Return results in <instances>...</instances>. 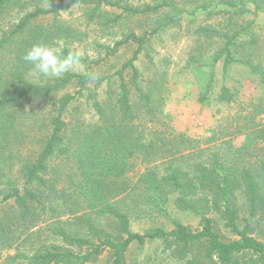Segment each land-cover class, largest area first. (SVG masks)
Segmentation results:
<instances>
[{
  "label": "trees",
  "instance_id": "obj_1",
  "mask_svg": "<svg viewBox=\"0 0 264 264\" xmlns=\"http://www.w3.org/2000/svg\"><path fill=\"white\" fill-rule=\"evenodd\" d=\"M58 1L0 0V15L9 10L24 12L19 22L3 31L0 38V193L3 194L0 209L13 202L18 213L13 218L20 223L34 215L35 209H45L39 198L40 189H44L61 201L65 213L81 215L82 227L77 232L61 224L52 227L44 241L46 244L25 251L15 248L17 254L9 256L8 261L12 260L11 264H89L106 254V264H126L131 246L161 241L164 251L172 253L183 264H264V242L252 233V224L257 218L260 217L264 226V158L254 157L259 152L253 147L255 145L232 151L233 144L228 141L223 144L226 145L222 146V151L211 152L212 148L199 146L192 149L194 140L175 132H172L173 136L160 137L158 130L149 126L152 118H146L147 115L154 116L152 95L139 90L140 73L136 63L150 39L178 25L179 15L184 10L169 0H157L155 5L145 8L123 4L125 0H65L63 4ZM218 2L233 9L246 3L255 5L257 10L264 6V0ZM78 5H92V17H98L102 24H116L124 14L154 15L162 9H169L170 14L149 34L132 33L114 47L106 48V56H111L126 43L133 42L138 46L116 74L120 93L114 107L95 100L93 108L98 125H85L84 129L76 125L73 133L72 122L66 121L69 110L92 78L93 66L101 65V61L82 58L81 63L87 66L88 73L66 74L41 85L28 80V72L33 66L23 57L34 44L54 45L58 39L75 37L76 34L69 30L55 26L48 29L35 22ZM103 7L119 9L123 14L105 20ZM234 13L242 15L239 10ZM253 23L224 34L225 46L214 57V63L223 59L225 73L234 63L245 64L264 84V55L254 63L250 54L237 58L232 50L237 38ZM69 51L63 49L65 55ZM127 72L131 74L132 86L126 79ZM72 82H76L81 90L78 95L66 94L47 124L38 114L25 112L26 106L51 99ZM132 88L137 91L141 103L137 109L131 101ZM233 99L234 95L223 87L220 100L231 103ZM259 108L260 114H264V102ZM144 118L147 121L139 131L136 126ZM33 131H40L39 139L29 133ZM252 134L257 141L264 140V127ZM35 141L40 147L33 152L29 144ZM61 157L69 167L66 175L55 170L53 177L47 180L45 177L51 172L52 162ZM137 159H142L145 170L137 182H131L128 175L136 173ZM13 167H17V179H14L15 173L12 175ZM135 189L140 191L138 196L144 200L143 206L148 207L146 212L154 208L161 215L175 196L177 208L201 217V229L193 230L175 223L172 230L158 227L145 234L134 232L132 209L125 210L118 204L130 207L135 199ZM239 197L245 203L248 217H241ZM103 219L114 222L116 234L101 228ZM217 222H222V229L236 238L231 239L220 232ZM38 234H29L27 243L38 240ZM18 237L13 234L9 220L0 221L1 249L6 241L10 243L7 247L16 244Z\"/></svg>",
  "mask_w": 264,
  "mask_h": 264
},
{
  "label": "rangeland",
  "instance_id": "obj_2",
  "mask_svg": "<svg viewBox=\"0 0 264 264\" xmlns=\"http://www.w3.org/2000/svg\"><path fill=\"white\" fill-rule=\"evenodd\" d=\"M169 1L175 2L180 9L184 10L179 15L178 25H173L152 37L136 63L140 73L138 88L141 92H149L152 95L154 116L157 117L155 119L152 114L145 113L148 116H146L147 120L152 118L149 126L158 130L160 137H170L173 136L172 132H175L194 140L192 149L194 146H199L202 149L212 148L211 152L222 151V146L226 145L223 144L228 141L233 144L232 151L255 145L253 147L259 152L254 157L263 159L264 140L257 141L252 132L264 127V114H260L259 108L260 103L264 102V84L258 76L251 73L248 66L242 63L232 64L225 73L224 60L214 63V57L225 46L224 34L233 33L232 31L240 30L254 22L237 38L232 50L237 58L250 54L252 62L259 61V57L264 55V6L261 10H257L255 5L246 3L233 9L218 0ZM261 1L258 0V2ZM156 2L157 0H125L123 4L127 3L134 8H145L155 5ZM63 3L65 0L58 1V4ZM92 9V5H78L66 12L45 16L35 22L36 25L48 29H53L55 26L57 29L63 28L76 34L75 37L56 40L54 45L62 46L63 49L70 51L80 50L83 53L82 58L89 61H101V65L93 66L94 74L84 86L83 94L78 95L81 88L76 82H72L51 99L30 104L25 108V112L32 115L38 114L47 124L49 117L66 94L78 95V100L73 103L66 118L67 122H72L73 133L79 126L84 129L85 125L87 127L98 125V116L93 108L95 100L108 107H114L120 93L116 74L132 57L138 46L133 42L126 43L111 56H106V48L114 47L116 43L123 41L132 33L138 36L149 34L170 14L169 9H162L154 15H122L123 12L119 9L103 7L101 10L105 13V20L114 19L120 15L122 17L116 24L111 22L102 24L98 17H92ZM235 10L241 11L242 15L235 14ZM23 14L24 12L9 10L0 15V38L2 32L16 25ZM1 52L0 48V59ZM32 70L33 67L28 72V80L41 85L54 82L66 74L88 73V68L83 63L78 70L70 71L58 78L43 76L36 78L30 75ZM129 73H126L128 82L131 79ZM129 84L132 86L131 82ZM223 87L228 88L234 95L231 103L220 100ZM131 101L136 105V109L140 107L138 93L133 88ZM146 118L137 124L139 131L146 123ZM29 133L36 135L37 139L40 138V131ZM36 142L29 144V149L33 147V152L40 147ZM193 151L198 152L197 149ZM135 163L136 173L128 175L131 182H137L140 173L145 170L142 159H137ZM66 164L62 157L55 160L52 162L50 174L45 178L50 180L55 170L61 175H66L69 168ZM13 169L15 170L12 171V175L15 173L13 176L17 179V167ZM17 183L20 185L21 181L18 180ZM40 190L39 198L43 200L45 209L41 210L40 207L35 209L34 215H29L20 223H16L18 219L13 218L17 213V207L13 202L0 209V221L9 220L13 226V234L19 236L17 243L12 244L11 247H7L10 245L9 241H6L4 249L0 247V255L3 256L0 264H11L12 260L8 261V259L9 256L17 254L15 248L19 247L20 251H25L30 247L38 248L41 244H46L44 241L52 227L61 224L72 232L81 229L79 219L81 215L65 213L57 197L48 190ZM134 192L135 199L134 202L130 200L132 203L130 207L118 204L125 210L132 209L130 215L134 232L145 234L158 227L172 230L175 223H181L193 230L201 229V217L194 212L177 208L174 204L175 196L168 204L165 213L161 215L154 208L146 212L148 207L143 206L144 200L138 196L140 191L135 189ZM2 199L3 194L0 193V201ZM238 204L241 206V217H248L245 203L240 197ZM214 217L219 220L216 214ZM100 222L101 228L116 234L115 224L111 219H103ZM241 222L244 224L243 221ZM252 225L253 235L264 242V226L260 217L257 221H253ZM222 226V222H217L220 232L223 231V234L231 239L236 238L228 235ZM35 233H40L39 239L27 243L28 235ZM106 256L104 254L98 261L89 264H106ZM126 264H183V261L169 251H164L161 241H151L143 246H131L126 255Z\"/></svg>",
  "mask_w": 264,
  "mask_h": 264
},
{
  "label": "clouds",
  "instance_id": "obj_3",
  "mask_svg": "<svg viewBox=\"0 0 264 264\" xmlns=\"http://www.w3.org/2000/svg\"><path fill=\"white\" fill-rule=\"evenodd\" d=\"M83 53L80 50L64 54L62 46L34 44L24 55L25 62L33 66V77H61L81 67Z\"/></svg>",
  "mask_w": 264,
  "mask_h": 264
}]
</instances>
